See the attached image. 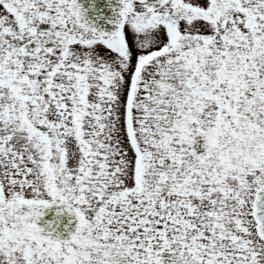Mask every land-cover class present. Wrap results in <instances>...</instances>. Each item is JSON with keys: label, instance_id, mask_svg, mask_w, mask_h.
Listing matches in <instances>:
<instances>
[{"label": "snow or ice", "instance_id": "1", "mask_svg": "<svg viewBox=\"0 0 264 264\" xmlns=\"http://www.w3.org/2000/svg\"><path fill=\"white\" fill-rule=\"evenodd\" d=\"M0 264H264V0H0Z\"/></svg>", "mask_w": 264, "mask_h": 264}]
</instances>
